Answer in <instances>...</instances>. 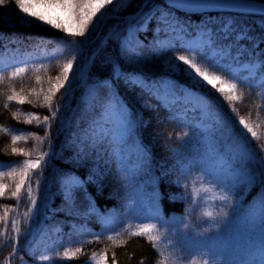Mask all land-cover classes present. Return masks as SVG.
Here are the masks:
<instances>
[{"label": "trees", "instance_id": "trees-1", "mask_svg": "<svg viewBox=\"0 0 264 264\" xmlns=\"http://www.w3.org/2000/svg\"><path fill=\"white\" fill-rule=\"evenodd\" d=\"M145 1L129 4L117 16L110 8L112 13L92 33L74 39L62 30L24 23L16 12L8 22L0 19V59L7 61L0 67V127H24L41 143L40 155L46 154L32 175L31 196L26 191L17 199L14 212L8 197L0 198V213L12 212L0 264L29 259L27 247L35 236L32 229L51 225L59 226L62 235L55 264H88L94 256L105 264H197L211 252L241 264L235 243L222 244L221 239L204 254L198 241L202 229L194 222L198 219L188 220L194 203V216L203 212L202 193L210 186H218L223 197L212 203L209 212L218 218L222 237L234 236L238 244L255 241L264 247V141L248 139L236 125L238 116L264 127V78L260 79L264 74V14L191 13L170 7L165 0ZM163 13L192 32L210 28L213 42L209 47L229 48V59L236 65L259 63L252 76H243V71L224 74L236 94L233 112L212 94L164 70L167 58L185 56L208 64L217 55L206 59L208 49L189 50L181 40L166 51H154L155 25ZM146 17L150 19L145 29H139ZM227 17L233 29L221 31L219 19ZM71 46L79 52L80 69L44 110V126L38 131L20 122L17 113L38 110L35 90L60 71L61 56ZM42 56L51 59L36 62ZM17 61L27 63L26 68L11 77L10 67ZM89 86L93 91L86 96ZM15 93L25 97L21 105L14 104ZM188 105L193 111L184 109ZM109 108H116L117 114L134 125L125 143L112 141L109 135L91 141L89 129ZM216 115L221 119L217 151L223 169L212 176L208 172L211 160L202 154V127ZM20 146L0 130V167L14 159ZM169 163L174 169L165 173ZM122 164L128 165L127 170ZM94 168L101 173L94 174ZM228 170L236 171L231 180L226 178ZM66 175L80 179L69 202L59 183ZM141 216L155 221L158 231L129 230L130 219ZM80 236L91 240L79 242Z\"/></svg>", "mask_w": 264, "mask_h": 264}, {"label": "rangeland", "instance_id": "rangeland-1", "mask_svg": "<svg viewBox=\"0 0 264 264\" xmlns=\"http://www.w3.org/2000/svg\"><path fill=\"white\" fill-rule=\"evenodd\" d=\"M139 0H0V19L8 22L12 15L16 12L17 17L27 24H39L50 27L52 29L62 30L65 35L74 39L84 34L92 33L100 23V21L110 12V8L117 12L112 14L117 16L119 12L123 11L129 4ZM148 1V0H147ZM150 18L141 22L139 29H145L146 24ZM221 24V31L232 30V19L227 17L223 20L219 19ZM155 32L157 36L154 41V51H166L175 45L177 40H181L185 48L189 50H199L205 52L204 57L209 59L217 55L213 61L208 64H203L189 57L181 56L175 58H167L163 62V68L166 72L176 74L184 81L195 86L198 89H203L206 93H210L218 101L225 103L233 112V103L236 100V94L233 89V83L229 82L224 76L225 73L232 71L233 73L243 71V76H252L258 69V62H246L236 65L229 59L230 49L225 48L221 44L211 46L213 42L212 31L208 29H197L194 32L187 29L183 24H178L177 19L173 18L169 13H163L155 25ZM241 34H238L240 37ZM74 37V38H73ZM79 52L74 46L67 48L61 56V69L58 73L45 82V85L35 90V96L38 98L37 102L39 108L31 113H17L20 122H28L38 131L44 125V110L48 109L54 98L58 95L66 83L70 84L72 75L79 69L78 63ZM47 57L42 56L36 59L38 63H46L50 61ZM7 61L0 59V67L5 65ZM27 63L17 61L10 67L11 77H15L22 73L26 68ZM1 70V69H0ZM264 78L261 74L260 79ZM70 89V88H69ZM37 91V92H36ZM93 87L86 88L85 95L91 94ZM69 95V94H68ZM13 102L16 105H21L25 97L13 94ZM116 108H109L97 120L93 128L89 129L91 141L97 142L104 139L105 135H109L112 141L126 142V138L130 134L133 124L126 118L117 114ZM125 112V108H122ZM193 111L191 105L184 108ZM221 124V119L218 115L212 116L203 127V135L205 137V146L202 154L210 161L209 174L212 176L219 172L222 167V157L218 154V127ZM236 125L244 136L248 139L258 138L264 141V127L260 124L248 121L237 116ZM25 128L13 126H1L0 130L8 135L14 144L21 145L18 152L15 153L14 159L5 167H0V198L7 196L11 203L13 212L15 211L14 203L17 199L27 191L28 195H32V187L30 181L32 180V172L35 170L40 161L41 143L37 142L35 136L25 132ZM39 133V132H38ZM46 139V136H45ZM29 141L32 143L29 144ZM15 150V148H13ZM128 151L125 155H128ZM128 165L122 164L121 168L127 170ZM163 171L165 173L173 170V165H165ZM93 173L99 175L101 170L94 168ZM236 175V171L228 170L226 178L231 180ZM61 194L66 201H71L72 188L80 184V179L74 175H66L59 179ZM206 188L202 193L203 212L201 214L194 212L193 204L191 211L188 214V220H194L199 224L200 229L204 232L199 233L198 241L202 243L204 254L205 250L209 249L213 244H217L221 239L222 244L229 242L235 243L233 245L236 250V255H240L241 264H264V247L257 246L256 242L242 241L238 244L239 238L234 236L222 237L221 224L216 219L210 217L209 212L212 209L213 202H221L223 197L219 194L221 190L218 186L214 189ZM31 194V195H30ZM10 206V207H11ZM18 207V206H17ZM189 209V210H190ZM5 213H0V248L8 244V230L10 227V210L4 209ZM12 213V212H11ZM20 216H22L20 214ZM208 216V220L207 217ZM105 222L109 224V219ZM129 230L134 232H152L157 230L156 222L149 217H135L130 219ZM193 223V222H192ZM203 224V226H202ZM35 236L30 239L27 250L29 259L21 260L18 264H55V254L58 251V246L62 243V235L60 234V227L57 225L43 226L42 228H34ZM37 230V231H36ZM158 231V230H157ZM11 237V236H10ZM188 244L189 239L183 237ZM12 240V237L9 238ZM15 240V239H14ZM91 240L79 237V242H89ZM204 242V244H203ZM230 244V243H229ZM243 249V250H239ZM211 251V250H210ZM206 253L205 257L197 264H233L235 258H221L217 253ZM210 257V260L208 259ZM192 261V260H191ZM190 261V262H191ZM238 261V260H237ZM88 264H105L101 257H92Z\"/></svg>", "mask_w": 264, "mask_h": 264}, {"label": "water", "instance_id": "water-1", "mask_svg": "<svg viewBox=\"0 0 264 264\" xmlns=\"http://www.w3.org/2000/svg\"><path fill=\"white\" fill-rule=\"evenodd\" d=\"M166 3L183 12H203L211 10H232L264 14V3L255 0H165Z\"/></svg>", "mask_w": 264, "mask_h": 264}, {"label": "bare ground", "instance_id": "bare-ground-1", "mask_svg": "<svg viewBox=\"0 0 264 264\" xmlns=\"http://www.w3.org/2000/svg\"><path fill=\"white\" fill-rule=\"evenodd\" d=\"M213 1H216V0H213Z\"/></svg>", "mask_w": 264, "mask_h": 264}]
</instances>
